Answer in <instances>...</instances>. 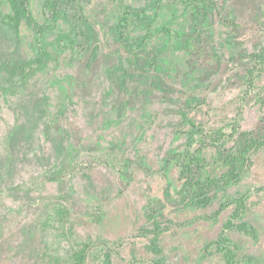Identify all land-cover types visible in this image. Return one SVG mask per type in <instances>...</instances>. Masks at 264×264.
<instances>
[{
  "label": "rangeland",
  "instance_id": "rangeland-1",
  "mask_svg": "<svg viewBox=\"0 0 264 264\" xmlns=\"http://www.w3.org/2000/svg\"><path fill=\"white\" fill-rule=\"evenodd\" d=\"M45 2L28 0L44 31L38 38L26 24L17 34L0 22V264H47L41 226L53 202L67 206L82 237L105 242L115 264H227L216 242L236 207L227 203L242 197L258 239L226 235L240 258L264 264V150L207 208L182 201L175 162L190 122L212 132L241 112L244 131L262 125L264 72L251 74L250 55L264 53V0H212L197 34L181 0H92L86 15L100 52L91 67L90 52L65 43L67 24L48 29ZM126 7L153 9L142 21L132 18L123 41ZM3 13H10L7 0ZM40 46L51 59L13 74ZM205 158L219 176L215 151ZM156 231L163 232L160 253L151 248ZM100 250L89 264H101Z\"/></svg>",
  "mask_w": 264,
  "mask_h": 264
},
{
  "label": "trees",
  "instance_id": "trees-1",
  "mask_svg": "<svg viewBox=\"0 0 264 264\" xmlns=\"http://www.w3.org/2000/svg\"><path fill=\"white\" fill-rule=\"evenodd\" d=\"M92 0H46L43 7V15L48 29H52L59 22H64L69 32L64 39L72 50L77 48L90 52L88 66L91 67L99 57L100 47L96 29L86 15V8ZM168 0H159L158 5H165ZM192 11L196 27L206 22L213 12L212 0H181ZM10 13H3L4 0H0V22L8 25L17 34L23 24L28 25L35 32L37 38L41 35L40 25L34 19L28 0H7ZM156 8V7H154ZM148 9H134L126 7L122 20L118 27L120 40H128V28L132 18L142 21L148 17ZM40 28V29H39ZM150 35L141 39L137 47L140 49ZM192 37L186 41L185 47L192 48ZM253 64L251 74L264 72V53L250 55ZM51 59L50 53L41 46L35 58L16 63L12 67L13 74H25L33 67L36 69L44 66ZM260 67V68H259ZM8 68V67H6ZM253 85V82L252 84ZM243 113H239L226 128L209 132L204 127L190 122L191 129L186 139V148L183 153L176 155V164L181 170L183 180L180 191L184 203L199 207H209L220 191L237 185L252 168L254 154L264 150V120L262 125L253 131H244L241 127ZM206 150H214L216 153L214 166L221 170L219 176L212 172L213 163L205 158ZM169 160L166 165L169 166ZM248 198H238L229 201L228 205L236 206L230 219L224 225V231L216 242L217 251L223 255L227 264H258L257 260L250 256L240 258L234 246L226 235L227 231L236 230L239 233L258 239V231L244 220L246 202ZM148 218L153 221L157 230L160 226L156 221L155 212H148ZM43 234L42 258L47 264H89V260L95 249L101 247L98 256L101 264H115L112 249L105 242H97L92 237H82L76 230L71 214L67 206L61 202H53L46 209L45 218L41 226ZM163 234L156 231L151 242V248L160 253L159 241Z\"/></svg>",
  "mask_w": 264,
  "mask_h": 264
}]
</instances>
